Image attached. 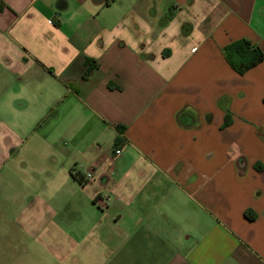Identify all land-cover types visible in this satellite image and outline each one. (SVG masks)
I'll return each instance as SVG.
<instances>
[{
    "label": "crops",
    "instance_id": "1",
    "mask_svg": "<svg viewBox=\"0 0 264 264\" xmlns=\"http://www.w3.org/2000/svg\"><path fill=\"white\" fill-rule=\"evenodd\" d=\"M242 39L264 0H0V264H264Z\"/></svg>",
    "mask_w": 264,
    "mask_h": 264
},
{
    "label": "trees",
    "instance_id": "2",
    "mask_svg": "<svg viewBox=\"0 0 264 264\" xmlns=\"http://www.w3.org/2000/svg\"><path fill=\"white\" fill-rule=\"evenodd\" d=\"M225 53L232 68L241 74L256 66L264 59L263 51L258 46H254L251 41L247 39L231 43L225 48ZM87 73L88 72H86V74ZM118 129L121 132V130H123V126L119 125ZM120 140L121 138L119 137L118 141ZM76 176L78 180H82V176ZM248 217L251 219L253 218L250 213L248 214Z\"/></svg>",
    "mask_w": 264,
    "mask_h": 264
},
{
    "label": "rangeland",
    "instance_id": "3",
    "mask_svg": "<svg viewBox=\"0 0 264 264\" xmlns=\"http://www.w3.org/2000/svg\"><path fill=\"white\" fill-rule=\"evenodd\" d=\"M26 247V246H25ZM21 251V254H22V256H23V251L26 249H24V246L22 245L20 248H19ZM124 253L122 252V253H119V254H117L116 256H115V258L113 259V261H112V264H126L125 262H127V261H125V258H124ZM38 257V255H36V258ZM35 258V261L36 262H38L39 260H37ZM34 262V261H33ZM74 262H77V261H74ZM31 263V260H28V264H30ZM53 263H55V264H58V262H57V260H55L54 259V261H53ZM64 263V262H63ZM35 264H37V263H35ZM101 264H103V262L101 263Z\"/></svg>",
    "mask_w": 264,
    "mask_h": 264
},
{
    "label": "built area",
    "instance_id": "4",
    "mask_svg": "<svg viewBox=\"0 0 264 264\" xmlns=\"http://www.w3.org/2000/svg\"><path fill=\"white\" fill-rule=\"evenodd\" d=\"M120 153H121V150H120V149H117V150H116V154H120ZM91 176H92L91 173H88V174L82 176V180H81V182H82V183H85L89 178H91Z\"/></svg>",
    "mask_w": 264,
    "mask_h": 264
}]
</instances>
